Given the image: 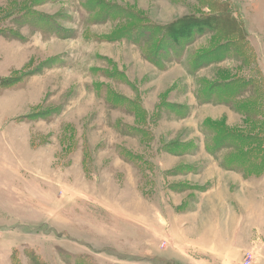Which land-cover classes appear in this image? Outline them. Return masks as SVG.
<instances>
[{"label":"rangeland","instance_id":"1","mask_svg":"<svg viewBox=\"0 0 264 264\" xmlns=\"http://www.w3.org/2000/svg\"><path fill=\"white\" fill-rule=\"evenodd\" d=\"M229 1L234 40L196 0H0V264H264V0Z\"/></svg>","mask_w":264,"mask_h":264},{"label":"trees","instance_id":"2","mask_svg":"<svg viewBox=\"0 0 264 264\" xmlns=\"http://www.w3.org/2000/svg\"><path fill=\"white\" fill-rule=\"evenodd\" d=\"M196 1L199 2L200 5L206 6L210 8L211 11H214L213 13L217 18L216 23H215L216 29L220 30V32L226 38L230 37L231 39L234 40L237 37V35L240 36V34L243 32L240 30L241 23H239L237 18L234 16V8H233L231 1L229 0H196ZM230 21L233 25L229 28L225 27L224 25H226L227 22H229L230 24ZM184 22L180 23V25H182ZM198 22L199 23L195 24V27H194L195 31H201L202 29H204V27L208 26L207 24L201 21H198ZM183 25H185V28H186L187 23ZM244 61L245 62L243 63L247 64L245 59ZM241 81L242 82H240V85L239 83L236 84L239 86V90H248V91H251V90L253 91L254 89L257 88L256 85L261 83L255 80L254 74L252 77L243 76ZM245 81H247V83ZM249 99H251V97ZM254 122H257L256 119H254ZM257 128H259V130L261 131V134L264 135V128L262 126H257ZM263 140H264V137H263Z\"/></svg>","mask_w":264,"mask_h":264},{"label":"built area","instance_id":"3","mask_svg":"<svg viewBox=\"0 0 264 264\" xmlns=\"http://www.w3.org/2000/svg\"><path fill=\"white\" fill-rule=\"evenodd\" d=\"M244 263H245V264H246V263H249V261H248V258H247V257H245Z\"/></svg>","mask_w":264,"mask_h":264}]
</instances>
